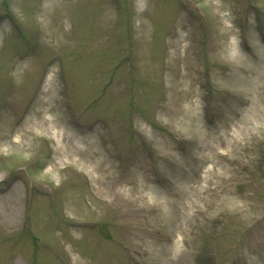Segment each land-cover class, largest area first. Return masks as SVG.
Listing matches in <instances>:
<instances>
[{
    "label": "rangeland",
    "instance_id": "rangeland-1",
    "mask_svg": "<svg viewBox=\"0 0 264 264\" xmlns=\"http://www.w3.org/2000/svg\"><path fill=\"white\" fill-rule=\"evenodd\" d=\"M0 264H264V0H0Z\"/></svg>",
    "mask_w": 264,
    "mask_h": 264
}]
</instances>
